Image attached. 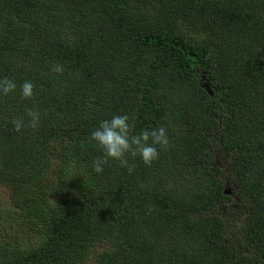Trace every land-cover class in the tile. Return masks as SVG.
Masks as SVG:
<instances>
[{"label":"trees","instance_id":"16d2710c","mask_svg":"<svg viewBox=\"0 0 264 264\" xmlns=\"http://www.w3.org/2000/svg\"><path fill=\"white\" fill-rule=\"evenodd\" d=\"M4 77L0 264H264V0H0ZM116 115L166 127L150 167L93 171Z\"/></svg>","mask_w":264,"mask_h":264},{"label":"clouds","instance_id":"9594fccd","mask_svg":"<svg viewBox=\"0 0 264 264\" xmlns=\"http://www.w3.org/2000/svg\"><path fill=\"white\" fill-rule=\"evenodd\" d=\"M51 71L62 75L64 67L61 64H55ZM16 88L17 85L13 80L7 77L0 78V95L8 96L15 92ZM20 95L23 100L33 99L34 85L31 81H24L20 85ZM26 117L27 121L24 117L12 121L14 131L37 128L40 121L39 110L27 108ZM89 142H94V146L102 153V156L92 164V169L97 174L103 173L104 166L109 165L110 161L118 162L120 167L126 168L131 174L135 165H129V157L133 159L139 157L145 166L150 167L158 159L159 151L166 149L169 145L166 127L144 129L138 134H133L127 115H116L110 120L102 121L99 127L92 131Z\"/></svg>","mask_w":264,"mask_h":264},{"label":"rangeland","instance_id":"374dc122","mask_svg":"<svg viewBox=\"0 0 264 264\" xmlns=\"http://www.w3.org/2000/svg\"><path fill=\"white\" fill-rule=\"evenodd\" d=\"M218 162H221L219 159ZM220 168H223L224 163L223 161L219 164ZM223 177V176H222ZM0 205L1 206H7V193L6 190L3 188V186H0ZM239 207L236 206H222L221 211L219 215L225 223H227V238L230 241L229 243L232 245H238V248L241 253H243L246 257H248L251 253V250L243 244V240L241 239L239 235V231L235 228L233 225L234 220L239 216Z\"/></svg>","mask_w":264,"mask_h":264}]
</instances>
